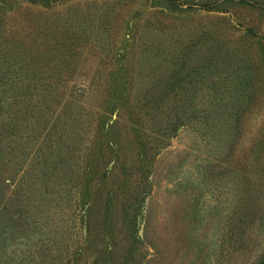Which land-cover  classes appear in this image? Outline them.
I'll use <instances>...</instances> for the list:
<instances>
[{
    "label": "rangeland",
    "instance_id": "374dc122",
    "mask_svg": "<svg viewBox=\"0 0 264 264\" xmlns=\"http://www.w3.org/2000/svg\"><path fill=\"white\" fill-rule=\"evenodd\" d=\"M0 264H264V0H0Z\"/></svg>",
    "mask_w": 264,
    "mask_h": 264
},
{
    "label": "trees",
    "instance_id": "16d2710c",
    "mask_svg": "<svg viewBox=\"0 0 264 264\" xmlns=\"http://www.w3.org/2000/svg\"><path fill=\"white\" fill-rule=\"evenodd\" d=\"M133 181L134 180H132L130 177H122V179L118 178L117 179V182L113 186H116L117 185L116 186V189L117 190H122V191H123V189H126V190H135V186H132L133 185ZM144 183L146 184L147 182H144ZM83 186L85 187L86 184H84ZM85 189H88V187L86 186ZM108 191L112 194V192H111L110 189H108ZM109 197H111V196H109ZM86 198L89 200V198H90V194L89 193L86 195ZM107 198H108V196H107Z\"/></svg>",
    "mask_w": 264,
    "mask_h": 264
}]
</instances>
